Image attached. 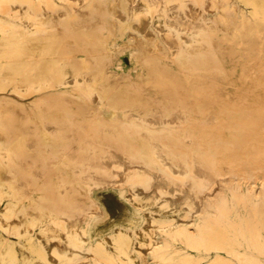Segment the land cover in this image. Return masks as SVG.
Segmentation results:
<instances>
[{
    "label": "bare ground",
    "instance_id": "bare-ground-1",
    "mask_svg": "<svg viewBox=\"0 0 264 264\" xmlns=\"http://www.w3.org/2000/svg\"><path fill=\"white\" fill-rule=\"evenodd\" d=\"M183 1L184 0H129L124 7L122 0H110L109 4H106L104 0H0V10L6 9L10 14L9 17L0 18V89H7L8 87H11L20 95L39 92L40 90L55 86L57 83L55 82L54 77L58 76V84L71 86V88H74V90L76 87L77 89L82 90L84 88L89 92L95 101L97 100L105 103L112 100H118V98H116L117 96L112 98L109 94L105 93L112 89V87H110L112 84L116 85V83L121 82L122 80L128 81L129 79L126 76L120 78L117 76H110V68L101 67L100 65H92L93 63H91L89 58L92 57L94 60L97 59L101 61L105 56V58L107 57L108 60L109 57L107 55L112 54V48L114 46L110 42V36L106 37L104 34L102 35L101 33L103 32H100V34L97 35H95V33L91 34L90 28L89 33L91 36L93 34L96 36V42H93L92 40H88L90 37L87 38L83 33L81 34L79 32V34L84 35L83 40L84 37L86 38V41L79 43L81 46L84 45V48L80 46L81 48H76L73 52L84 51V53L87 54V56H82V58H79L75 55H65L68 53V51H66L67 47L63 44V34L58 32V28L61 23H63L66 19L71 20L69 19V17H71L70 9L60 8L64 2L71 4L75 10H79L85 5L91 4L92 2H96L103 5V8L105 7L107 12L111 14L110 19L115 22L114 24H110V28L108 29L114 32L118 27L116 22L120 21L127 23L124 25V28L132 27L136 30H131V35L138 36V31H141L144 34V36L147 38V40L143 41L144 44L141 41L136 42L137 44L141 45V50H139V52H141L139 58L146 57L147 60H151L156 63V68H160L158 63H162L161 65L164 67V69L168 68L171 70L175 66L171 61L169 62L171 58H168V61L162 60L161 62V60H159L160 56L162 55L169 56L168 52L161 51L162 47H168L169 53L172 54L170 56L174 57V59H179V62L184 65V67L191 68L192 73H189L191 75V79L189 80L187 78L186 81L188 82L189 80L188 84L192 89L205 93V96L214 95L216 99H219L225 103L226 109L229 111V117H237L240 119H243L244 117V120H247L248 124L250 125L247 135L240 133L235 138H228V136L224 134L215 133V130H220L225 127V121L220 122L219 125L211 126L208 130L204 129L200 131V134L194 130H188V132L194 131V133L198 135V137L196 136L193 138H196V140L199 141V144L194 145L195 147L193 150L185 152L187 155H184V157H186L184 159L182 158L183 155H181L182 153H180V149V151L178 150L179 152L176 151V149L174 150V148L172 150L169 148V145H167L168 147L163 145L164 142L163 144L157 143L158 141L155 138V143H151L152 155H148L144 152L139 153V150L132 152L131 154H127L124 151L117 149V147H109L107 151H102L103 149L100 150V147L95 143L87 145L89 141L87 140L86 150L84 153H80L83 158H85L84 161H82V166L84 165L83 162L88 165L96 166V168L92 170V177H94L96 180L95 182L98 185H107L119 191L121 190L120 185L124 184V181L128 180L130 176L133 182L137 183V188H131L127 193H123L121 190V194L125 196L132 205L131 210L124 208L125 215L121 217V219L124 221L120 222V217L115 219L112 225V231H109L104 235L98 234V239L93 241L91 238L94 236L93 229L95 228V223L89 219L87 220V212L83 211L84 213L82 212L78 216L73 215V213H71L73 211L72 209H70L72 210L71 212L68 211V209L65 210L64 208H61L64 205L60 207L56 202L57 195L66 197L65 193L69 190H72V187L68 186L69 183L67 182V179L64 178V182L62 184L53 185V178L50 177L52 176L50 175V178H47L46 180L48 184L45 185L44 183L43 186L21 183L23 182V180H21L22 178L20 179L19 177L21 176V172L18 176L17 171L21 169L23 165L21 164L22 167L20 165L21 168L17 169V164H20V159L22 158L21 155L23 152L21 155L19 154L20 152L17 153V147L13 144V142L16 140L13 135L20 132L21 130L17 131L20 129L17 126L18 129L15 128L17 132H14L15 134L13 133V135H11L12 133L7 131L10 128L7 127V124L4 122V119H6L5 116L10 114V111L14 108V106H17L18 101L5 95L0 97V264H92L90 260H93L94 264H152V261L157 262V264H179L180 262H198L199 259L206 260L207 264H215L217 261L220 263V261H222L224 258L227 259V257H223L219 251L215 255L212 254V249H223V247L226 248V243H228L226 242L227 240L225 241L223 239V228L227 227V223L224 221V219H227V217L225 218L224 216L227 212L226 209L229 211L232 209L236 210V207L232 206L233 204L229 205L228 200L234 197L237 199H243L247 197L248 199L252 200L251 211L255 214L261 213L264 215V172H262L264 168V145H262L264 142V105L259 108L260 118L257 120H255L253 117L255 116V113L251 114L249 110L246 112L240 110L239 113L237 110L233 112L235 110V105L245 103L246 101L251 102L250 104L252 105H257L259 99H264V69L256 70L253 65H249L248 67L247 64H245V66L241 67L239 71L238 65L240 60L235 59L236 57L233 56L229 47H225L224 49L219 47L216 37L211 34V26H213L214 23L209 19V15H206L200 8H194V5H189V8L185 9V12H180L179 17H176V14H178L176 7L183 5ZM203 1L205 2L206 9L210 11L215 10L216 3L219 5L218 20L222 27H224V23H229L230 18L233 16L235 19H237V21H239L241 28L245 30L247 29L251 32L254 31L257 35L262 36L264 25V0H240L245 4L244 7L240 5L238 6V4L235 3V1L238 2V0ZM98 4H95V6H98ZM188 4L191 3L188 2ZM97 8L94 9L96 10ZM81 11L82 10H80V14ZM83 13L85 14V11ZM82 18L84 19V17ZM128 21H131L132 24L128 25ZM81 24H83V20ZM99 26L100 25H98V27ZM67 27L69 28L68 22ZM92 27H94V24ZM79 28L77 27L76 29L79 31ZM100 28L101 26L98 29ZM71 29L73 28L71 27ZM84 30L85 29L82 31L84 32ZM76 35L77 34H75V36ZM78 40L79 39L77 38V42ZM262 44L263 42L260 41L259 51L263 50ZM77 46L79 47V45ZM164 58L167 57L164 56ZM147 69L150 70L149 67ZM149 75H152V73H149ZM165 76L166 75H164V77ZM168 78L169 80L170 78L174 79V77ZM121 89L124 90V95L120 97L123 100L141 101L142 103H148L151 100V97L148 98L140 96L139 91V94H135L136 92L133 93L134 88L131 87V85H127L126 83ZM134 90L136 91V89ZM43 98L46 97H36L33 101H38L39 99ZM173 98L175 97H172V99ZM172 101L175 103L174 100ZM156 102L158 101H155L154 104ZM60 103L58 106L61 105ZM166 103L167 101L164 104L166 105ZM45 104L47 103L45 102ZM11 105L13 108L9 107V110L7 106ZM24 105L26 104H23V106ZM62 105L64 106V104ZM47 106H49V104L46 105V107ZM51 106L52 104L49 107L50 110H52ZM142 106H140L139 111H136L137 109L132 111V114L134 116H139L141 119L144 117L149 123L156 121L159 122L161 116L160 118L157 117L159 116L157 115L159 112L153 106ZM38 107H40V104ZM68 107L65 106V108ZM49 108L47 111H49ZM87 108H89V106ZM179 108L181 109L182 107L180 106ZM185 108L186 107H184V109ZM205 108L206 104H204V111ZM72 109L74 110L73 107ZM31 110H33V108ZM31 110L28 112V114L32 112ZM177 110L178 109H176L175 112ZM24 111L26 110L24 109ZM69 111L73 113L71 108ZM74 111L78 112L77 109ZM190 111L191 110H189V112ZM23 113L24 112H22V114ZM78 113L80 114V112ZM18 115H20L18 118L24 119L21 117V113ZM187 115L185 114V117H188L190 114L188 116ZM207 115L208 117H211L213 116V112L209 110ZM181 116H183V113L176 112L172 117H174V120L178 122V119H181ZM27 117L28 116L26 115V119ZM46 118H48V116ZM15 119L12 121H15ZM21 119L20 121H22ZM34 119L32 120V123H34ZM25 120L23 124H21V122L19 123V121V124L16 122L14 124L19 126L21 124L22 126L24 125ZM43 120L46 119L44 118ZM67 120L69 121V119ZM84 120L86 124H91L90 122L87 123L85 118ZM79 121L77 120L76 124ZM208 121L210 120H206V122ZM57 122L60 123L61 121L59 122L58 119ZM104 122L105 120H103V124ZM32 123L31 126L37 125L36 123H34L35 125H32ZM61 124H63V122ZM89 124L86 126L89 127ZM52 125H54L53 122ZM64 125H70V122L68 124L66 122V124H63V126ZM205 125L206 124H204V126ZM11 126L13 127V123ZM70 126L72 127V125ZM81 127L79 130H81ZM95 127H97L96 124ZM106 128L109 127L107 126ZM114 128L116 129V127ZM37 129H39V127ZM60 129L61 128L59 127V130ZM66 129L68 130V128ZM84 129H86V127ZM103 129L104 127L102 128V132L105 130ZM113 129L111 131H114ZM22 130L24 132V129ZM34 130L32 131L34 132ZM96 130H98V128H96ZM96 130L93 132H96ZM134 130L135 129H131V131L135 132ZM11 132H13V130ZM64 132L68 133V131ZM81 132L85 133V131ZM119 132L121 133V131H118V133ZM123 132H125V130ZM26 133L27 132H25V134ZM56 133L58 134V132ZM106 133L107 132H105V134ZM126 133L124 134L126 135ZM40 134L41 133H39V135ZM105 134L102 135L105 136ZM145 134L144 137H146ZM66 135L68 136L69 134ZM66 135L63 134V136ZM35 137L38 138L39 136ZM43 137L45 138V136ZM58 137L60 138L62 136L58 135ZM71 137H73L72 133ZM134 137H131L129 133V138H133L132 140H134L137 136L135 138ZM191 138L192 137L189 136V139ZM38 139L34 138L35 143H32L30 140L32 148L34 147V144H37L36 140ZM47 139L49 140L50 138ZM126 139H128V137ZM39 140H42V138ZM69 140L68 144L71 143V141L69 143ZM18 141L19 137L17 136L16 143ZM28 141L29 140H27V144ZM85 142L86 141L84 140V143ZM90 142L91 140L89 143ZM105 142L108 141H104L103 143ZM128 142H130V140ZM40 143L42 147V142ZM128 144L130 143H127V145ZM133 144L134 143L130 144V146ZM58 145L60 146L61 144L58 142ZM84 145L82 144V146ZM64 146H61L60 149ZM68 146H66V148H68ZM37 147L39 146L37 145ZM34 149H36V145L32 150ZM39 149L41 151L44 150L43 148ZM39 149H36L38 150L36 151L37 153L40 152ZM81 149L83 148L81 147ZM81 149L79 151H83ZM238 149H245L247 155L250 153L254 154L252 158H247L244 162V166L246 164V167L251 169V173H247L246 176L251 178L250 183L252 185L247 187L242 186L239 184V180H236L235 186L231 187L229 191H227V194H224L222 193L224 191L218 187V185H215L217 181H220L219 177L221 176V173L218 171V167L222 161L218 154L219 152H235ZM25 151H27L26 148ZM29 152L31 153V151ZM18 154L20 159L18 158ZM35 155L36 154L33 156ZM44 155L45 153H43V156ZM77 155L78 154H76V158ZM81 155L79 156L81 157ZM30 156L32 155L30 154ZM69 157L71 158V156ZM139 158H144L145 162L140 163V161H138ZM26 160L27 159H25V162L27 163ZM22 162L25 164L24 161ZM77 162L80 165L81 162ZM234 162H236V160L233 162L231 161V164ZM75 163L76 162H74V164ZM36 164V166H39L38 162H36ZM27 165L29 166V164ZM46 165H44L43 170ZM36 166L34 167V170L36 169ZM49 166H51V164ZM82 166L80 167L82 168ZM46 167H48V165ZM257 167H260V170L255 172L252 171V168ZM48 169L46 168V170ZM40 170H36V177L41 176L38 175V172L41 174L43 172L42 170V172H40ZM22 175L23 176L21 177L24 178L25 174ZM181 175L185 176L186 179L184 181L181 179ZM29 176L31 177V175ZM43 176L45 177V175ZM36 180L37 179L35 178V181ZM213 181H215V186L213 188L207 187ZM49 182H51V184ZM164 193L166 195H163ZM69 198L70 197L67 199V203ZM59 199L62 201V199L65 198L60 197ZM156 199H159V201L155 203ZM97 206L98 207L95 212L93 211L94 213H92V216L98 213L99 217L101 213L105 215L107 213V216L111 214V212L107 209V212H105L104 208L102 207L103 205H100V203ZM181 208L186 210L185 216H181L182 212L179 214V210ZM78 209L79 208L76 210ZM88 213L91 212L89 211ZM230 213H232V211ZM199 214H205L204 221H199L202 219V217H199ZM229 215L231 216V214ZM197 216L199 219L195 221ZM253 220L256 219L254 218ZM197 222H200V224ZM256 224L253 225L256 226ZM241 225L245 227V225ZM193 229L197 230L198 234L201 233V235H203L201 240H204V243H206V248L203 252H201V254H194L189 250L184 252L183 246L177 243V241L182 236H189L188 238H191L189 241H195L197 238H195L196 235H194L195 232ZM260 229L258 228L257 231H260L261 233ZM249 230H251V228ZM252 231L254 232V230ZM12 234L16 235L18 239L13 240L11 238ZM252 237L249 236L244 241L243 246L245 253L249 255V259L253 262L252 264H262L264 262V257H262L263 249L260 246L258 239L256 241ZM195 242L201 241L198 240ZM235 253L236 252H234V254ZM250 260L248 261L250 262ZM225 261L227 262V260Z\"/></svg>",
    "mask_w": 264,
    "mask_h": 264
},
{
    "label": "rangeland",
    "instance_id": "rangeland-1",
    "mask_svg": "<svg viewBox=\"0 0 264 264\" xmlns=\"http://www.w3.org/2000/svg\"><path fill=\"white\" fill-rule=\"evenodd\" d=\"M109 1L110 0H104V2L106 4H109ZM122 1H123V5L125 7L126 3L129 0H122ZM188 2L191 4H188ZM238 2L235 1V3H237L238 6L240 5V6L244 7L245 4L243 2H241L240 0H238ZM95 4L97 5L98 3L92 2L89 5H85L86 7L84 6L83 8H81L79 10H75V9H73V6L71 4H69L68 2H64V4L60 8L61 9L62 8L70 9L71 17H69V19H71L72 21L66 19L65 20L66 22L64 21L63 23H61V25H59L58 32H61L63 34V36L66 37V38H64L62 36L63 41H64L63 44H64V46L67 47L66 51H68V53H66L65 55H67V56H74L75 55V56H78L79 58H82V56H87V54H85L84 51L73 52L76 48H81V47L84 48L83 47L84 45L81 46V44H79L82 41H86L85 37L83 40L84 35L87 38L90 37V38H88V40H92L93 42L94 41L96 42V39H95L96 36L95 35L100 34V32H103L101 34L102 35L104 34V36H106V37L110 36L109 37V39L111 38L110 42L114 46L112 48V51H113L112 54L107 55L109 57L108 60H107V57L105 58V56L101 60L102 62L100 60H97V59L94 60V58H92V57H89V58H90L91 63H93L92 65H95V66L100 65L101 67L110 68L111 69L109 72L111 74L110 76H112V77L117 76L118 78L126 76L129 79L128 81L122 80L121 82L116 83V85L112 84L110 86V87H112V89H110L109 91H107L105 93V94H109L112 98L113 97L115 98L117 96L116 98H118V100H112L113 102L109 101V102H105V103H103L101 101H97V100L95 101L92 98V96L89 94V92L84 88L82 90V89H77V87H76V89L74 90V88H71V86L58 84V82H59L58 76L54 77L55 82L57 83L55 86L49 87L48 89L40 90L39 92H32L29 94L20 95L16 91H14L11 87H8L7 89H0V97H3L5 95V96L11 97L14 100L16 99V101H18L17 106H14V108L12 105L7 106V108L10 107L13 109L10 111L9 115L7 114V116H5L6 119H4V122L7 124V127L10 128V129L7 128V129H9L7 131H9V133H12L11 135H13L14 132L21 130L20 132H18L19 134L14 133L15 135H17L19 137V141L17 143H16L17 136L13 135V137L16 138V140H15V142H13V144L16 145V147H17V151H18L17 153L20 152L19 154L21 155L22 152L23 153L25 152L24 154L27 155V156H25L22 153V155H21L22 158L20 159L19 158L20 156L18 154V158L20 159V164H17L18 168L17 167L16 168L19 169L22 167V165H23V167L17 171V175L18 176L20 174H21V176H23L22 174L26 175V171H27V175L26 176L24 175V178L19 176L20 179L22 178L21 180H23V182H21V183L32 184V185L36 184L35 186H43L44 183H45V185L48 184L46 181L47 178L52 177L53 178L52 184L53 185H59V184H62L64 182V180H63L64 178L67 179V182L69 183L68 186L72 187V190H69L65 193L66 197L65 196H63V197L58 196L56 194L58 196L57 197L55 195L56 196V202L59 204L60 207L62 205H64L61 208H64L65 210L68 209V211H70V212L73 210L71 212V213H73V215L78 216L83 211L87 212V215H88L87 220L89 219L95 223V228L93 229L94 230L93 231L94 236H92V238H91L93 241H96L98 239V234L104 235L105 233H108L109 231L111 232L112 231V225H113L115 219L120 217V222L124 221L123 219H121V217H123V215H125L124 208H128L129 210H131L132 205L129 203V201L126 199V197L121 194V190L123 191V193H127L131 188H137V183L133 182V180L131 179V176H130L128 178V180L124 181V184L120 185L121 190H119V191H117L113 187H110L107 185H98L95 182L96 180L94 179V177H92L93 176L92 170L95 169L96 166L88 165L85 162H83L84 165L82 166V161H84L85 158H83V156L80 153L81 152L84 153L87 145H89L91 143H95L100 147V150L103 149L102 151H107L109 149V147H117V149L124 151L127 154H131L132 152L139 150L138 151L139 153L144 152L148 155H152L151 143L154 144L155 139H156L158 141V142L156 141L157 143L163 144V142H164L163 145H165L166 147H168L167 145H169V148H171L172 150H173V148H174V150L176 149V151H178L180 149L182 152L180 150L179 151H180V153H182L181 155H183L182 158L184 159V158H186V157H184V155L185 156L187 155L185 152H189L190 150H193L195 147L194 145L199 144V141L196 140V138L195 139L193 138L196 136L198 137V135L195 134L194 131L199 132L198 134H200V131H202L204 129L208 130L211 126L219 125L220 122L225 121V123H224V125L226 124L225 127H223L220 130H215V133L216 134H218V133L224 134V135L228 136V138H235L240 133L247 135L248 130L250 128L248 121L244 120V117H243V119H240L237 117H229L228 116L229 111L226 109V105L223 101L216 99L214 97V95H211V96L206 95L205 96V93H202L201 91L199 92V91L192 89L191 86L188 84L189 80L191 79L190 78V76H191L190 74L192 73L191 68L190 67L189 68L184 67V65H182L179 62V59H174V57L170 56L172 54L169 53L168 47H162L161 51L168 52L169 56L164 55L165 57H167V58H164V56L162 55V56H160L159 60H161V62H162V60L168 61L169 60L168 58H171L169 60V62L171 61L173 63V65H175L174 68L171 69L172 71L169 70L168 68L164 69V67L161 65L162 63H158V66L160 65V68H156L157 66H155V64H156L155 62H153L151 60L150 61L147 60L146 57L139 58L140 53H141V52H139V50H141V45L137 44L136 42L141 41L144 44L143 41L147 40V38L144 36V34L141 31H138V36L131 35L130 31L131 30L136 31V30L133 29L132 27L124 28V25L127 23L120 22V21L116 22L118 24V27L115 29V31L114 32L111 31L108 28H110L109 27L110 24L115 23L110 19L111 14L109 12H107L105 7L103 8V5L98 4V6H95ZM189 5H194V8H200L206 15H209V19L212 20L214 23L213 26H211V34L214 37H216L218 44H219V47H221L223 49L225 47H229L230 50L232 51L233 56L236 57L235 59L240 60L239 65H238L239 71H240L241 67L245 66V64H247L248 67H249V65H251V66L253 65L256 70L264 69V25H263V32H262L263 34H262V36H259L254 31L251 32V31H248L247 29L245 30V29L241 28L239 21H237V19H235L231 14L232 17L230 18V22L226 23V24L224 23L223 24L224 27H222L221 24L219 23V20H218V7H219V5L216 3L215 10L210 11V10L206 9L205 2L203 0H184L183 5H179L176 7L178 10V14H176V17H179L180 12L181 13L185 12V9L189 8ZM94 8H97L96 9L97 11ZM88 9H90V10H88ZM80 10H82L81 14H80ZM84 11H85V14L83 13ZM108 14H109V17H108ZM80 15H81V17H80ZM9 16H10V14L6 9L0 10V18L1 17L5 18V17H9ZM82 17H84V19ZM82 20H83V24H81ZM85 20H86V22H85ZM67 22L69 24V28L67 27ZM103 22L105 25L103 24ZM86 23H88V24H86ZM93 24H94L95 28L92 27ZM130 24H132L131 21H128V25H130ZM95 25L97 27H98V25H100L102 29L101 28L98 29L100 26L97 28ZM71 27L73 29H71ZM77 27L78 28L80 27L79 31H78V29H76ZM87 28H89V29H87ZM90 28H91L90 33L91 34L95 33V35L93 34L91 36V34L89 33ZM93 28L95 29V31ZM83 29H85L84 32L82 31ZM54 31H57V30H54ZM76 32H78V33H76ZM79 32L81 34L83 33L84 35L79 34ZM75 34H77V35L75 36ZM78 34H79V37H78ZM115 36H117V37H115ZM76 37L79 39L78 42H77ZM120 38H122V39H120ZM260 41L263 42V44H262L263 50L262 51H259ZM76 44L79 45V47ZM145 45H147V44H145ZM129 50H130V52H129ZM72 53H75V54H72ZM111 55H113V56H111ZM139 63H141V64H139ZM145 65H146V67H145ZM148 67L150 70L147 69ZM174 70H175V72H174ZM149 73H152V75L154 77L152 75H149ZM135 75H136V77H135ZM164 75H166L167 78L168 77H172V78L174 77V79L170 78V80H169V78H168V80H167L166 76L164 77ZM136 78H138V79H136ZM187 78L189 79L188 82L186 81ZM125 83L127 85H131V87L136 89V91L133 89V93L136 92L135 94H139L138 93V91H139L140 96L148 97V98L151 97L150 98L151 104H150V102L142 103L141 101H126V100L121 99L120 97H122L124 95V90H122L121 88L123 87V85ZM158 89H160V90H158ZM164 93L166 94V96ZM207 93H208V91H207ZM215 95H218V94H215ZM40 96L46 97V98L39 99L38 101H33L36 97H40ZM169 96H171V97H169ZM159 97L162 99H160ZM172 97H175V98L172 99ZM61 98H62V100H61ZM48 100H49V102H48ZM172 100H174L176 104ZM155 101H158L156 103L160 105V108H159V105H157L156 103L154 104ZM166 101H167V103L165 105L164 103ZM45 102L47 104H45ZM110 102H112V103H110ZM135 102H136V105H135ZM59 103L61 104L60 105L61 107L58 106ZM137 103H138V105H137ZM141 103L143 104V106L144 105H149V107L153 106L159 112V113H157V115H159V116H157L158 118H160V116H161V118L159 119V122L156 121V122L149 123L147 121V119H145L144 117H143V119H141V118H139V116H134L132 114V111H134L136 109H137L136 111L140 110V106H142ZM250 103L251 102L246 101L245 103L235 105V110L233 112H235L237 110V112L239 113L240 110L244 111V112L249 110L251 114L255 113V116H253L255 120L259 119L260 118L259 108L262 105H264V99H259L257 105H252ZM23 104H26V105L23 106ZM39 104H40V107H38ZM48 104H49V106L46 107V105H48ZM51 104H52L51 109L53 111L50 110V108H49ZM62 104H64V106ZM204 104H206L205 111L203 110ZM112 105H113V107H112ZM35 106H36V108H35ZM62 106L64 107V110H63ZM65 106H67V107L69 106L68 108L69 109L71 108L73 113H71V111H69L68 108H65ZM88 106H89V108H87ZM180 106L182 107L181 109L179 108ZM16 107H18V108H16ZM72 107L74 108V110L77 109L78 112H80V114L77 111H76L77 112L76 113L72 109ZM120 107H122V108H120ZM136 107H138V108H136ZM184 107H186V108L184 109ZM10 108H9V110H10ZM30 108L31 109L33 108V110H31ZM48 108H49L50 112L47 111ZM175 108L178 109L176 111L177 113H183V116L180 117L181 119H178V122L176 120H174L175 119L174 117H172L176 113ZM24 109L26 111H24ZM59 109H61V110H59ZM66 109H68V110H66ZM88 109H90V110H88ZM179 109L182 111H180ZM30 110L32 111L31 112L32 114L29 113L31 116L28 114V112ZM83 110H85L86 112ZM189 110H191L192 112L191 111L189 112ZM209 110L213 112V116H211V117H208V115H207ZM16 111H20V112H16ZM167 111H169V112H167ZM183 111H185L186 113ZM22 112H24V113L22 114ZM36 112L37 113L40 112V113L37 114ZM11 113H12V115H11ZM16 113H17V116H16ZM20 113L22 115L21 117L24 119L18 118L20 116L18 114H20ZM43 113L45 116L43 115ZM185 114L186 115L190 114V115L189 116L187 115L188 117H185ZM13 115H14V117H13ZM26 115L28 116L27 119H26ZM32 115H33V118H32ZM52 115H54V116H52ZM39 116L42 117L43 119L45 118L46 120H43ZM47 116H48V118H46ZM51 116L54 117L55 120ZM74 116H75V118H74ZM60 117H61V119H60ZM12 118H14V119L16 118L15 121H12V120H14ZM84 118L87 120V123L88 122L91 123V124L88 123L89 127L86 126L88 124H86ZM20 119L22 121H20ZM25 119L28 120L29 122L26 121ZM33 119H34V123H36L39 126L32 123ZM58 119H59V122L61 121L60 123L57 122ZM67 119H69V121ZM82 119L84 121V126H83ZM24 120H25V123H24V125L21 126V124H23ZM77 120L78 121L81 120V121H79L80 125H79V122H77L78 126L76 124ZM103 120H105L104 124H103ZM193 120H195V121H193ZM206 120H210V121L206 122ZM9 121H11V122H9ZM18 121H19V123L21 122L20 126L17 124L16 125L14 124L15 122L18 123ZM46 121H47V124H46ZM64 121H65V123H64ZM52 122L54 125H52ZM62 122H63V124H66V122L68 124L70 122V125H72V127L75 131L72 129V127L70 125H67V126L64 125L63 126V124H61ZM12 123H13V127L11 126ZM28 123H29V125H28ZM31 123H32V125H35V126H31ZM128 123H130V124H128ZM9 124H10V126H9ZM45 124H46V127H45ZM48 124H51L52 126L48 125ZM58 124H60V125H58ZM95 124L97 127H95ZM204 124H206V125L204 126ZM17 126L20 129H18ZM24 126H26L27 128ZM68 126L70 127V129ZM79 126L80 127L82 126L81 130H79L80 129ZM107 126L109 128H106ZM38 127H39V129H37ZM59 127L61 128L60 130H59ZM85 127L87 130L84 129ZM103 127L105 129V130L104 129L103 130L105 132H107L108 134L107 133L105 134L104 131H103L104 133L102 132ZM112 127L113 128L116 127V129L117 128H119V129H117V131H116V129L115 128L113 129ZM136 127L138 130L136 129ZM15 128L18 130L16 131ZM63 128H64V130H63ZM66 128H68V130ZM96 128H98V130H96ZM143 128H144V130H143ZM14 129H15V131H14ZM22 129H24V132ZM31 129L32 130L35 129L34 130L35 133ZM49 129H52V130H49ZM53 129H55V130H53ZM112 129L114 131H111ZM131 129H135L134 130L135 132L131 131ZM10 130L11 131L13 130V132H11ZM29 130H31V131H29ZM71 130H73V131H71ZM95 130H96V132H93ZM124 130H125V132H123ZM140 130H143L144 132L140 131ZM188 130H194V131L188 132ZM55 131L58 132V134ZM64 131H66V132L68 131V133H65ZM81 131H85V133H83ZM118 131H121V133L119 132L120 135H119ZM25 132H27V133L25 134ZM97 132H99V133H97ZM122 132H123V134H122ZM138 132H141L142 135H141V133H138ZM169 132L170 133L172 132V133L170 134ZM39 133H41V134L39 135ZM71 133H72L73 137H71ZM124 133H126V135ZM129 133H130L131 137H134V136L135 137L137 136V137L136 138L134 137L135 139L132 140L133 138H129ZM134 133L135 134L137 133V134L135 135ZM143 133L144 134L146 133L145 134L146 137H144ZM63 134L64 135L69 134V135L63 136ZM83 134H84V136H83ZM102 134L103 135L105 134V136H103ZM33 135H34L35 139H38V138L41 139L42 138V140H39V139H38L39 141L36 140L37 144L33 145L34 147L36 145V149L37 148L38 149L43 148L44 150H42V151L39 149V151L41 153L40 152L37 153L36 151H38V150H36V149L32 150L34 147L32 148L31 142L35 143ZM58 135L62 136V137H60L61 139L58 137ZM117 135H118V137H117ZM246 135H239V136H246ZM35 136H39V137L37 138ZM43 136H45V138ZM74 136H76V137H74ZM189 136H191L192 138L189 139ZM64 137H66V138H64ZM68 137L70 138V140ZM77 137H78V139H77ZM85 137H87V138H85ZM127 137L130 140V142H128L129 140L126 139ZM167 137H168V139H167ZM199 137H200V135H199ZM47 138H50V139L48 140ZM52 138H55V139H52ZM120 138L123 140V142ZM162 138H163V141H162ZM65 139H67V140H65ZM83 139L86 141L85 143H84ZM136 139H139V140H136ZM158 139H160V140H158ZM171 139H173V140H171ZM27 140H29L28 144H27ZM30 140H31V142H30ZM68 140H69V143L71 141L70 144H68ZM73 140H74V143H73ZM79 140H80V142H79ZM87 140H89V141L91 140V142L89 143V141H88V144H87ZM98 140H100V141H98ZM104 141H108V142L103 143ZM131 141L134 144L130 146V144H132ZM40 142H42V147H41ZM58 142H59V144H61L60 146L58 145ZM127 143H130V144L127 145ZM82 144L83 145L85 144V145L82 146ZM37 145L39 147H37ZM64 145H66V146L69 145V146H68V148H66V146H64ZM262 145H264V142L262 143ZM61 146H64L65 149H64V147H62L60 149ZM72 146H73V148H72ZM18 147H19V149H18ZM51 147H52V149H51ZM81 147L83 149H81ZM25 148L27 151H25ZM80 149L83 151H79ZM133 149H134V151H133ZM68 150H70V151H68ZM29 151H31V153ZM49 152L51 153V155ZM76 152H78V153H76ZM43 153H45L44 156H46V157L43 156ZM30 154L32 156H30ZM34 154H36V155L33 156ZM76 154H78L77 158H76ZM47 155H48V157H47ZM49 155H50V157H49ZM79 155H81V157ZM253 155H254L253 153H250L247 155L245 149H241V150L238 149L235 152H226V153L225 152H219L218 156L221 158V161H222V163H220V165L218 167V171L221 173V176L219 177L220 181H217L216 183H215V181H213L207 187L213 188L215 185H218V187H220L224 191L222 193L227 194L228 193L227 191H229V189L231 187L235 186L236 180H239V184H241L242 186H246V187L251 186L252 185L250 183L251 178L246 176L247 173H251V171H250L251 169H248L246 167V164L244 166V162L246 161L247 158H252ZM51 156H54V157H51ZM69 156H71V158ZM23 158L27 159L26 160L27 163L25 162V159H23ZM48 158H49V160H48ZM68 158H69V160H68ZM71 159L73 160V162ZM21 160L24 161L26 165L23 164V162ZM39 160L44 161V162H41ZM234 160H236V162L231 164V161L233 162ZM77 161L81 162L80 165ZM138 161H140V163H142V162H145V159L139 158ZM36 162H38L39 166H36L37 165ZM74 162H76V163L74 164ZM39 163H41V164H39ZM45 163L48 165V167H46L47 165ZM27 164H29V166ZM50 164H51V166H49ZM20 165H21V167H20ZM30 165L33 167H31ZM44 165H46V166L43 170ZM35 166H36V169L34 170ZM80 166H82V168ZM263 166H264V164H263ZM89 167H90V169H89ZM40 168L43 172L40 170ZM46 168L47 169L49 168V169L46 170ZM31 170H33V171H31ZM36 170L37 171L40 170V172H42V174L45 175V177L41 173L38 172V175H41V176H37L38 177L37 178L35 175L37 172ZM258 170H260V167L252 168V171H254V172L258 171ZM83 171H84V173H83ZM101 171H103V170H101ZM79 172H81V173H79ZM262 172H264V168H263ZM29 175H31V177ZM50 175H52V176H50ZM25 177L28 179H26ZM237 177H239V178H237ZM35 178L38 181L37 180L35 181ZM24 179H25V181H24ZM29 179H31V180H29ZM181 179L184 181L186 178H185V176L181 175ZM26 180L27 181L29 180V181L27 182ZM226 180H228V181H226ZM34 181H35V183H34ZM39 181H40V183H39ZM49 183L51 184V182H49ZM214 183H215V185H214ZM163 195H166V194L164 193ZM60 197L65 198V199H62L63 202L60 201L61 200V199H59ZM68 197H70V198H69L68 203H67ZM65 201H66V203H65ZM158 201H159V199H156L155 203ZM228 202H229V205L233 204L232 206L236 207V210L231 208L232 210L229 211L228 209H226V211L228 213L226 212L225 216H224L225 218L227 217V219H224V221H226V223H227L226 224L227 227L223 228V231H224L223 239L225 241L227 240L226 242H228V243H226V248L223 247V249L222 248H220V249H214L213 248L214 250L212 249V254L215 255L219 251V253H221V255L223 257L224 256L227 257V259L224 258L222 261H220V263H219V261H217V263H215V264H226V263H228V264H252L253 262L249 259V255L247 253H245V249H244L243 245H244V241L249 236L250 237L253 236L252 238L255 239L256 241L258 239V242L263 249L262 250L263 251L262 257H264V244H263L264 237H262V236H264V229H260V228H264V225H263L264 224V221H263L264 215H262L261 213H259L260 215L255 214L251 211L252 200L248 199L247 197H245L243 199H237L236 197H234L232 199H229ZM99 203H100V205H103L102 207L104 208L105 212H107V210H109L111 212V214H110L111 216L110 215L107 216V213H106V215L101 213L100 217L98 215L99 213L92 216V213L95 212V210L98 207L97 205H99ZM80 207L82 208V210ZM77 208H79V209L76 210ZM70 209H72V210H70ZM89 211L91 213H88ZM231 211H232V213H230ZM233 211H234V213H233ZM238 212H240V213H238ZM180 213H181V216H185L186 210L184 208H181L179 210V214ZM229 214H231V216ZM204 215L205 214H201L199 216V217H202V219L199 221H204V218H205ZM198 216L196 217L195 221H197L199 219ZM260 217H262L263 219ZM229 218H231V219H229ZM254 218L256 220H253ZM258 221H259V223H258ZM250 222H252L254 225L256 223H258V224H256V226H254ZM197 223L200 224V222H197ZM231 223L233 226L231 225ZM239 223L245 225V227ZM243 227L245 228V230ZM250 228H251V230H249ZM258 228L261 230V233H260V231H257ZM193 230L195 232L194 235H196L195 238H197L195 241L200 240L201 242H195V241L191 242V241H189V240H191V238H188L189 236H182L180 238L181 240L179 239L178 240L179 242L177 241V243L183 246L184 252L189 250L190 252H192L194 254H201V252H203L206 248V243H204L205 242L204 240L203 241L201 240L203 235H201V233L198 234L197 230H195V229H193ZM252 230H254V232ZM251 231H252V233H251ZM255 231H257L259 233L255 232ZM241 232L242 233L244 232L243 235ZM258 234H260V235H258ZM246 235H247V237H246ZM257 236H258V238H257ZM11 238L13 240L18 239V237L16 235H13V234L11 235ZM260 241H262V242H260ZM228 250H230V251H228ZM234 252H236V253L234 254ZM244 253H245V256H244ZM195 258H196V256H195ZM225 260H227V262ZM230 260L233 262H231ZM248 260H250V262ZM90 261L92 264H94L93 260H90ZM223 261H224V263H223ZM152 264H157V262L152 261ZM179 264H207V261L199 259L198 262H189V263L180 262ZM255 264H257V263H255ZM262 264H264V262Z\"/></svg>",
    "mask_w": 264,
    "mask_h": 264
}]
</instances>
